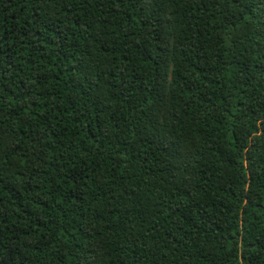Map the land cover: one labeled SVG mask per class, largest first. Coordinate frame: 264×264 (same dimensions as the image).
Instances as JSON below:
<instances>
[{
    "label": "trees",
    "instance_id": "1",
    "mask_svg": "<svg viewBox=\"0 0 264 264\" xmlns=\"http://www.w3.org/2000/svg\"><path fill=\"white\" fill-rule=\"evenodd\" d=\"M0 264H264V0H0Z\"/></svg>",
    "mask_w": 264,
    "mask_h": 264
}]
</instances>
